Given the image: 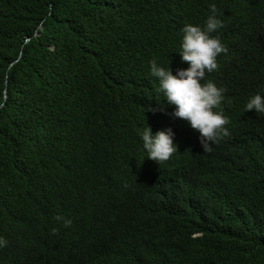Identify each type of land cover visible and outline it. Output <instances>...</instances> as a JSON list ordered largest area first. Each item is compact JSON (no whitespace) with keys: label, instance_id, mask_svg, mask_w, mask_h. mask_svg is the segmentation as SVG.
Wrapping results in <instances>:
<instances>
[{"label":"trees","instance_id":"trees-1","mask_svg":"<svg viewBox=\"0 0 264 264\" xmlns=\"http://www.w3.org/2000/svg\"><path fill=\"white\" fill-rule=\"evenodd\" d=\"M213 4L228 53L202 83L225 89L223 152L256 125L244 105L264 89V0H0V264H91L110 215L127 229L122 264H264V158L203 152L150 74L153 59L187 67L182 28ZM147 125L174 131L169 161L147 158ZM171 179L189 190L176 198Z\"/></svg>","mask_w":264,"mask_h":264},{"label":"clouds","instance_id":"clouds-1","mask_svg":"<svg viewBox=\"0 0 264 264\" xmlns=\"http://www.w3.org/2000/svg\"><path fill=\"white\" fill-rule=\"evenodd\" d=\"M221 16L222 13L213 4L210 6V14L203 26L186 24L182 28L178 54L181 62H186L187 67L177 68L173 74L169 65L167 68L162 67L153 59L150 61V74L157 79V90L163 94L167 105L174 106L170 116L187 121L189 126L198 132V141L203 152H208L212 157L215 156L218 162L221 161L225 165H235V161L248 157V154L257 162L260 158H264V89L250 94L244 105V111L252 110L256 125L251 124L246 131L235 130V134L231 133V139L224 145L223 152L214 148L228 159L219 153H214L212 147L219 144L223 137L229 135L225 126L228 127L230 123L229 118L222 111H216L225 100V89L217 87L212 81L202 83L206 74L218 69L217 57L228 53L227 46L218 34L219 30L224 27ZM214 33L217 34L213 35ZM148 110L154 111L151 108ZM138 134L147 158L156 163L169 161L177 152V144L174 143L175 133L171 127L153 134L147 125ZM175 166L177 165L168 170L169 176L181 179L191 178L190 174ZM171 180L176 198L190 188L180 181ZM110 217L115 220V223L103 222L100 228L101 234L93 242L92 252L81 256L91 264H122L127 254L126 226L120 218L113 215ZM55 219L62 221L66 227L72 224L71 219L63 215H57ZM134 221L137 224L141 222L140 218H134ZM7 245V239L0 236V249Z\"/></svg>","mask_w":264,"mask_h":264}]
</instances>
